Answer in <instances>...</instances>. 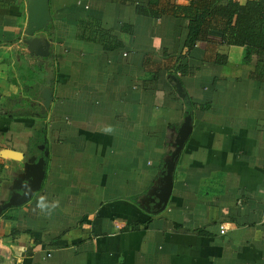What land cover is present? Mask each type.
I'll use <instances>...</instances> for the list:
<instances>
[{"label":"crops","instance_id":"1","mask_svg":"<svg viewBox=\"0 0 264 264\" xmlns=\"http://www.w3.org/2000/svg\"><path fill=\"white\" fill-rule=\"evenodd\" d=\"M48 3L39 57L27 0H0V207L22 200L0 213V264H264V55L188 50L165 4Z\"/></svg>","mask_w":264,"mask_h":264},{"label":"trees","instance_id":"2","mask_svg":"<svg viewBox=\"0 0 264 264\" xmlns=\"http://www.w3.org/2000/svg\"><path fill=\"white\" fill-rule=\"evenodd\" d=\"M114 1L124 3V0ZM128 1L140 15L148 13L156 19L163 13H170L179 19V23L187 20L185 45L188 50L197 43H210L214 38H220L221 42L244 46L247 60L264 55V0H247L245 4L229 0L226 5L220 4L222 0H191L188 5L170 0ZM158 4H165L163 13L154 8ZM188 71L186 65H178L173 72L182 77Z\"/></svg>","mask_w":264,"mask_h":264},{"label":"water","instance_id":"3","mask_svg":"<svg viewBox=\"0 0 264 264\" xmlns=\"http://www.w3.org/2000/svg\"><path fill=\"white\" fill-rule=\"evenodd\" d=\"M27 11H28V24L25 30L26 38L23 42L26 45L27 52L32 56L45 57L49 54V48L51 45L50 39L47 38L45 32L48 31V26L51 21V13L49 10L48 0H27ZM177 92L181 97H184L181 83L176 82ZM48 98V97H45ZM191 131V116L187 115L184 119L183 124L181 125L178 133L177 139V152L183 147L184 141L187 138ZM15 154L21 155L19 152ZM173 170V164L170 163L168 167V172L166 175V184L161 196L162 201H166L169 197L172 188V179L171 172ZM38 186V184H33L26 193V197L30 195L33 190ZM23 196V194L21 195ZM22 201V200H21ZM21 201L16 200L15 197H12L6 204L0 207V213L3 209L17 205Z\"/></svg>","mask_w":264,"mask_h":264},{"label":"clouds","instance_id":"4","mask_svg":"<svg viewBox=\"0 0 264 264\" xmlns=\"http://www.w3.org/2000/svg\"><path fill=\"white\" fill-rule=\"evenodd\" d=\"M58 205V201L48 202L43 196L36 203V207L46 214H51Z\"/></svg>","mask_w":264,"mask_h":264}]
</instances>
